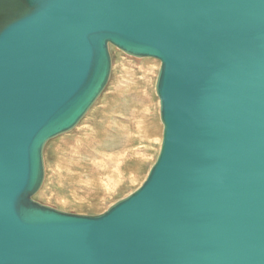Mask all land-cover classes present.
Wrapping results in <instances>:
<instances>
[{
  "label": "water",
  "instance_id": "water-1",
  "mask_svg": "<svg viewBox=\"0 0 264 264\" xmlns=\"http://www.w3.org/2000/svg\"><path fill=\"white\" fill-rule=\"evenodd\" d=\"M110 45L160 60L158 156L102 213L41 204ZM0 264H264V0H0Z\"/></svg>",
  "mask_w": 264,
  "mask_h": 264
},
{
  "label": "rangeland",
  "instance_id": "rangeland-1",
  "mask_svg": "<svg viewBox=\"0 0 264 264\" xmlns=\"http://www.w3.org/2000/svg\"><path fill=\"white\" fill-rule=\"evenodd\" d=\"M109 51L110 78L100 97L75 128L44 146V180L33 196L41 204L102 213L142 184L158 156L160 60L112 45Z\"/></svg>",
  "mask_w": 264,
  "mask_h": 264
}]
</instances>
